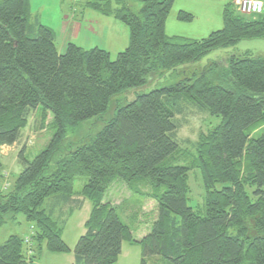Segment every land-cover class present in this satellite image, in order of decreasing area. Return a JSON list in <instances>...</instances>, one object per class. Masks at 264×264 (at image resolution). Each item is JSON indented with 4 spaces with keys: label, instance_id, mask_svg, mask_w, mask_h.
Masks as SVG:
<instances>
[{
    "label": "trees",
    "instance_id": "16d2710c",
    "mask_svg": "<svg viewBox=\"0 0 264 264\" xmlns=\"http://www.w3.org/2000/svg\"><path fill=\"white\" fill-rule=\"evenodd\" d=\"M131 2L141 6L137 12ZM173 3L88 2L128 28L127 46L112 59L104 48L70 42L59 53L54 31L31 15L29 0H0V147L19 141L31 112L40 129L51 113L54 128L31 159L19 151L22 170L8 190L0 187V217L21 214L33 228L29 243L12 234L0 244V264H31L42 249L72 251L73 264H115L123 242L139 246L140 264H264V57L231 54L200 64L211 50L264 39V14H242L232 0L222 8V28L199 39L169 36L165 21ZM177 18L193 15L181 10ZM172 70L181 75L177 82L136 92L92 140L69 143L53 159L67 126L101 115L115 94ZM186 105L217 122L181 159L175 134ZM2 169L0 159V178ZM192 170L204 188L196 206L190 205ZM78 177L86 181L76 192ZM119 183L135 195L133 207L146 197L154 208L138 221L131 201L106 200ZM140 184L149 191H140ZM74 195L88 199L91 209L71 249L60 221L65 206L78 208ZM46 200L62 205L56 218ZM122 217L139 222L143 232L136 234Z\"/></svg>",
    "mask_w": 264,
    "mask_h": 264
},
{
    "label": "rangeland",
    "instance_id": "374dc122",
    "mask_svg": "<svg viewBox=\"0 0 264 264\" xmlns=\"http://www.w3.org/2000/svg\"><path fill=\"white\" fill-rule=\"evenodd\" d=\"M88 0H80L78 3L73 0H29L32 13L37 15V18L42 24L52 28L55 35V46L59 53L64 52L65 46L68 42L76 44L83 49L93 48L97 45L101 47L104 44V39L108 44H114L118 49H113L110 52L111 58L114 59L119 51H122L123 47L121 41L117 38L119 31L116 28L110 29V33L103 38L102 34H92L88 32L89 25L92 26L91 21L87 22V19L92 15H97L98 11L86 8V2ZM95 1V0H90ZM231 0H174L173 6L165 21V33L166 35H178L188 38L199 39L206 37L212 31L218 30L223 26L222 20V8L226 2ZM131 10L137 12L140 9L138 2H131ZM76 6V8H75ZM76 9V16L74 20H71V10ZM186 11L193 15V18L189 21L179 20L177 13L179 11ZM71 11V13H70ZM86 13L84 16L83 13ZM63 14L67 18H63ZM73 15V14H72ZM111 17V16H110ZM74 22V23H71ZM79 23L82 26L76 25ZM123 26V24H120ZM126 27L128 30L127 26ZM129 38V37H128ZM103 42V43H101ZM97 44V45H96ZM109 47L108 45H106ZM120 46V48H119ZM122 46V47H121ZM105 49V48H104ZM107 50V49H106ZM231 54H235L241 58L245 57H264V39L263 38H251L242 39L235 42L232 45L220 47L206 53L200 61L203 65L206 62L214 60H225ZM181 78V75L175 71H169L158 79L149 80V82L138 88L125 90L123 92L115 94L109 100L107 109L99 116H94L79 122L75 126H67L65 128V134L60 142L59 149L55 153L53 159H55L69 143L87 142L92 140L99 131L103 129L105 124L112 119L114 112L118 105L123 106L128 101L134 99L136 92H148L153 88L162 87L177 82ZM52 114L49 113L46 119V126L43 129L39 127V121L36 118V112H31L28 118L27 126L22 130L21 137L18 142L13 145H3L0 147V159L3 164L2 176L0 178V187L4 190H8L12 182L15 180L18 173L22 170L23 164L18 159V153L21 149H25L27 158L31 159L38 151L44 148L51 140L54 128L51 127ZM179 127L176 130V139L180 145L179 158L188 159L189 155L193 152V144L196 142L200 132H205L211 128L217 120L210 117L208 114L197 111L192 106L186 105L183 107V111L177 115ZM259 130L256 135H259ZM188 157V158H187ZM86 181L85 177H78L74 182V189L77 192L81 189L83 183ZM190 196L192 198L191 206H196L195 202L202 203V196L204 193L203 184L201 182V176L198 171L192 170L189 174ZM5 187V188H4ZM140 191H149L146 185L140 184ZM201 195V196H200ZM105 199L112 203H120L125 199L130 202L129 209L136 211L138 221L142 219L141 214L145 211H149L154 208V202L146 197H141L139 202H136V206L133 207L132 201L135 200L133 195L124 184H115L106 193ZM51 201V202H50ZM53 200H46L44 207L49 212H54L53 216L56 218L58 214L57 207L50 206ZM194 204V205H192ZM62 206V205H61ZM60 206V207H61ZM55 207V210H54ZM64 207L65 216L61 218L62 238L73 249L75 243L80 235L85 231L83 222L87 218L91 209V202L83 198V205L81 208L75 206L71 212L69 208ZM54 211H51V210ZM130 210L125 211L124 218ZM71 212V213H70ZM67 213V214H66ZM2 217V219H1ZM0 217V244L12 234L19 235L23 238L29 236L32 223L25 221L21 214H18L15 219L11 218V214L7 213ZM122 217V219H123ZM124 220V219H123ZM127 224L135 229L136 234L143 232L142 225L139 222L130 223L124 220ZM125 245H128L127 243ZM127 247V246H126ZM135 248L131 250L134 251ZM138 260L137 264H140V248L137 246ZM47 255H51L50 259L57 257V254L47 252ZM40 254L36 256L34 261H38ZM45 259L44 257H42ZM45 259V260H50ZM51 262V264H56ZM122 264H128L127 261Z\"/></svg>",
    "mask_w": 264,
    "mask_h": 264
},
{
    "label": "crops",
    "instance_id": "0c3cea01",
    "mask_svg": "<svg viewBox=\"0 0 264 264\" xmlns=\"http://www.w3.org/2000/svg\"><path fill=\"white\" fill-rule=\"evenodd\" d=\"M79 1L80 0H78V1L73 0V3L74 2L75 3L76 2L78 3ZM111 1H114V0H111ZM88 2H90V0H88L86 2V6H87L86 8H90L87 5ZM75 8H76V6H75ZM75 8L73 10H71L72 13L70 11V13H71L70 14L71 20H74V18L76 16V9ZM30 9H31V7H30ZM90 9H92V8H90ZM83 14H84V16L86 15L85 12ZM96 14L97 15H92L91 18L87 19V22L91 21V23H92V26L89 25V27L87 29L88 32H90L92 34H99V33H101L102 36H103V38H104V37L107 36L108 33L111 34L110 29L116 28L119 31V34H120V35L117 36V38H119V40L121 41V45L124 47L126 44H128L129 31L126 29V27H123V26H126L125 24H123L121 21L113 18L112 16L111 17L110 16H106V15H103V14H101L99 12L96 13ZM31 15L33 17L37 18V15L34 14V12L32 13V11H31ZM65 17L67 18V16L63 14V18H65ZM71 23H74V22H71ZM120 24H123V26L120 25ZM76 25H78V27H81V29H82V26L79 23H77ZM101 43H103V42H101ZM106 45H108L109 47H107ZM97 46H99V45H97ZM101 47L107 49V51H110V52H112L113 49H118V48H116L114 46V44H108L106 42V39H104V44H102ZM119 48H120V46H119ZM72 199L78 200V205H79L78 208H81L82 207V205H83V198L81 196L74 195L72 197ZM62 212H63L62 217H64L65 216L64 210ZM87 218H88V216H87ZM85 220H84V222H85ZM84 222H83V224H84ZM30 229H31L30 230V233H31L33 231V228L31 227ZM126 243L127 242H123L122 243V246H121V254L119 256L118 261L115 264H122L125 261H127L128 264H137L138 254L139 253H138V250L136 249V247L138 245L137 244H130V243H127L128 245H125ZM132 248H135L134 251L131 250ZM39 254H40V258L38 259V261H34V259H33V261H32L31 264H51V262H53V263L55 262L54 261L55 259H57L56 264H73L74 263V254H73L72 251L69 252V253L57 254V257L55 259H54V257H53V259H50V256L51 255L50 256L47 255L48 253L44 249H42ZM42 257H44L45 259H50V260H45Z\"/></svg>",
    "mask_w": 264,
    "mask_h": 264
},
{
    "label": "built area",
    "instance_id": "2783aa9c",
    "mask_svg": "<svg viewBox=\"0 0 264 264\" xmlns=\"http://www.w3.org/2000/svg\"><path fill=\"white\" fill-rule=\"evenodd\" d=\"M233 2L237 11L242 14H264V0H233ZM25 239L26 242L29 243V238L26 237ZM28 253L31 254V250H29Z\"/></svg>",
    "mask_w": 264,
    "mask_h": 264
}]
</instances>
